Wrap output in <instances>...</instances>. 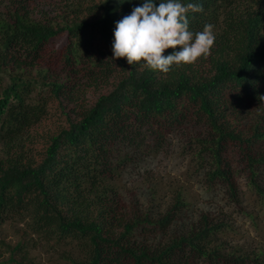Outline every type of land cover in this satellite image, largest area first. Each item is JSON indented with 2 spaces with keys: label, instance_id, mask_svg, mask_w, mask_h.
Here are the masks:
<instances>
[{
  "label": "trees",
  "instance_id": "obj_1",
  "mask_svg": "<svg viewBox=\"0 0 264 264\" xmlns=\"http://www.w3.org/2000/svg\"><path fill=\"white\" fill-rule=\"evenodd\" d=\"M36 1L0 0V226L30 215L35 236L52 229L50 245L74 249L68 264H264L263 250L226 240L224 221L185 225L181 190L157 213L127 205L115 183L175 132L211 156L207 176L233 201L243 171L264 204V0H180L203 6L190 30L213 24L215 42L168 74L112 60L116 23L144 0ZM19 232L0 257L4 245L7 262L26 264L34 240Z\"/></svg>",
  "mask_w": 264,
  "mask_h": 264
},
{
  "label": "rangeland",
  "instance_id": "obj_2",
  "mask_svg": "<svg viewBox=\"0 0 264 264\" xmlns=\"http://www.w3.org/2000/svg\"><path fill=\"white\" fill-rule=\"evenodd\" d=\"M35 4V11L51 10L45 1L38 0ZM62 43L63 40H58L55 47ZM34 94L35 92L30 96L31 104L35 102L32 99ZM44 114L43 119H49L45 120L44 125L51 121L54 123L55 104L47 103ZM188 129L199 131L195 126ZM183 137L181 134L172 133L163 147L153 149L148 155H144L138 164H130L127 167L115 182L122 189V196L127 205L136 203L137 200L138 205L147 207L150 205L148 202H152L154 212H164L174 203L176 191L181 190L187 203L182 213L185 225L197 222L202 214H209L215 222H225L226 232L223 236L230 244L242 245L249 251H264V204L248 185L246 174L239 171L236 175L238 200L233 201L226 183L211 182L207 176L210 166L213 165L211 156L204 154L203 160L195 156L191 149L195 152L199 148L194 143L192 146L187 139L182 141ZM227 150L230 151L228 152L230 156L236 155V148L228 146ZM261 174L264 184V170ZM32 224L30 215L22 220L16 218L6 221L0 226V240L12 246L16 245L21 240L19 231L25 229L27 235L31 236L30 240H34L30 244L26 264H68L69 261L61 254L64 251L74 252V249L67 246L55 248L56 240L53 239L51 246L47 238L52 229H43L35 236ZM1 253L0 264H16L7 262L10 252L4 245L1 246Z\"/></svg>",
  "mask_w": 264,
  "mask_h": 264
},
{
  "label": "clouds",
  "instance_id": "obj_3",
  "mask_svg": "<svg viewBox=\"0 0 264 264\" xmlns=\"http://www.w3.org/2000/svg\"><path fill=\"white\" fill-rule=\"evenodd\" d=\"M200 4L180 0H144L130 15L116 23L112 45L113 61L126 58L141 70L148 68L168 74L173 67L194 65L207 58L215 42V26L206 23L202 31L190 30L189 13H202ZM179 49L165 56L167 49Z\"/></svg>",
  "mask_w": 264,
  "mask_h": 264
}]
</instances>
